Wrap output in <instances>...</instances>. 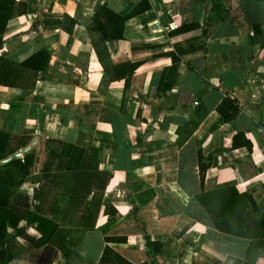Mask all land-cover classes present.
<instances>
[{
  "label": "crops",
  "instance_id": "0c3cea01",
  "mask_svg": "<svg viewBox=\"0 0 264 264\" xmlns=\"http://www.w3.org/2000/svg\"><path fill=\"white\" fill-rule=\"evenodd\" d=\"M19 1L26 12L8 20L0 56L22 62L47 48L51 58L33 86L0 84V130L34 129L28 151L39 155L47 138L96 147L97 168L109 173L94 227L45 197L41 213L59 222L55 242L71 250L44 264H98L106 246L131 264H264V247L248 259L251 240L219 231L197 199L235 187L264 220V0ZM101 7L121 17L141 9L122 38L102 41L90 31ZM228 98L239 113L221 122ZM238 134L250 147L233 146ZM199 152L210 164L203 179ZM24 185L31 198L34 185ZM20 228L28 238L8 244L7 264H40V233Z\"/></svg>",
  "mask_w": 264,
  "mask_h": 264
},
{
  "label": "trees",
  "instance_id": "16d2710c",
  "mask_svg": "<svg viewBox=\"0 0 264 264\" xmlns=\"http://www.w3.org/2000/svg\"><path fill=\"white\" fill-rule=\"evenodd\" d=\"M144 2L146 8L150 6L149 0ZM138 9L141 8H136L121 17L107 7H101L93 17L90 31H97L102 41L122 38L125 21ZM25 12L26 3L22 1L0 0V50L4 44L3 32L8 20ZM171 57L172 68L176 72L181 57L176 54H172ZM50 58L47 48H42L22 62H13L0 56V84L23 88L26 83H33L38 72L48 67ZM102 64L113 78L103 59ZM137 67L138 63H131L127 73L122 74V77L126 78L125 85ZM218 111L221 114V122H230L239 113V108L228 98L219 105ZM34 134V129H26L21 135L0 130V161L27 147L32 142ZM43 144L44 149L40 155L38 150L33 148L21 157L0 164V264H7L14 257L9 252L8 244L16 236L28 238L27 233L20 228L21 222L32 226L41 235L32 241L36 248H42L40 264H44L59 250L64 254L70 252V247H62L55 242L59 222L54 217H47L41 213V205L47 195L54 197L53 207L62 209L69 205L74 206L80 214L78 221L81 225L85 228L94 227L109 179L108 172L97 168L100 150L96 147L84 149L51 138L43 139ZM233 146L250 147V142L242 134H238L233 139ZM198 160L203 179L210 164L205 161L201 152L198 154ZM26 180H30L34 185L31 198L17 193ZM197 199L208 211L219 231L251 240L248 259L257 256L256 250L264 247V220L261 223L256 221L235 187L202 191L197 195ZM9 228L15 231L9 232ZM156 244L158 243L152 242L150 238L147 239L149 247ZM98 264L131 263L106 246ZM235 264H239V261Z\"/></svg>",
  "mask_w": 264,
  "mask_h": 264
},
{
  "label": "water",
  "instance_id": "95a60500",
  "mask_svg": "<svg viewBox=\"0 0 264 264\" xmlns=\"http://www.w3.org/2000/svg\"><path fill=\"white\" fill-rule=\"evenodd\" d=\"M39 138H40V136L35 137L33 139V141L30 143V145H28L27 147H25L24 149H22L16 153H14L12 156L0 161V164L7 163L8 161H10L13 158L21 157L25 152H27L32 146H34L38 142ZM35 169H37V167Z\"/></svg>",
  "mask_w": 264,
  "mask_h": 264
},
{
  "label": "rangeland",
  "instance_id": "374dc122",
  "mask_svg": "<svg viewBox=\"0 0 264 264\" xmlns=\"http://www.w3.org/2000/svg\"><path fill=\"white\" fill-rule=\"evenodd\" d=\"M21 187H22V185H21ZM19 188L17 191V193H19V194H21V195H28L29 196V194H30V185H24L22 188ZM41 210L44 208V210L43 211H47V207H48V204L47 203H43L42 205H41ZM44 214V213H43Z\"/></svg>",
  "mask_w": 264,
  "mask_h": 264
}]
</instances>
